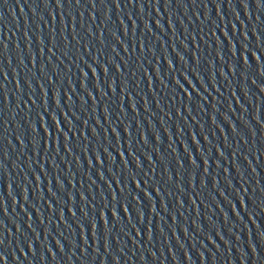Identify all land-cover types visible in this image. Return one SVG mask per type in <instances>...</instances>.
I'll return each instance as SVG.
<instances>
[{
    "label": "water",
    "instance_id": "95a60500",
    "mask_svg": "<svg viewBox=\"0 0 264 264\" xmlns=\"http://www.w3.org/2000/svg\"><path fill=\"white\" fill-rule=\"evenodd\" d=\"M0 264H264V0H0Z\"/></svg>",
    "mask_w": 264,
    "mask_h": 264
}]
</instances>
